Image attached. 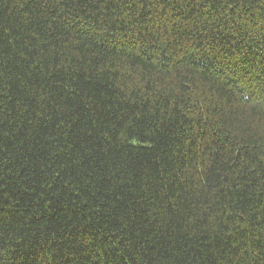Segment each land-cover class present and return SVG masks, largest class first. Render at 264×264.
Masks as SVG:
<instances>
[{
  "label": "trees",
  "instance_id": "obj_1",
  "mask_svg": "<svg viewBox=\"0 0 264 264\" xmlns=\"http://www.w3.org/2000/svg\"><path fill=\"white\" fill-rule=\"evenodd\" d=\"M0 264H264V0H0Z\"/></svg>",
  "mask_w": 264,
  "mask_h": 264
}]
</instances>
